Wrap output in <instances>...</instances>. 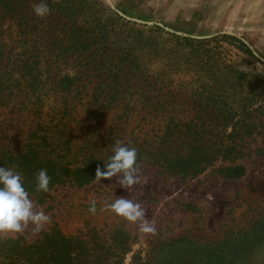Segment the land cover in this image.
<instances>
[{
    "label": "trees",
    "instance_id": "obj_1",
    "mask_svg": "<svg viewBox=\"0 0 264 264\" xmlns=\"http://www.w3.org/2000/svg\"><path fill=\"white\" fill-rule=\"evenodd\" d=\"M37 1L0 0V115L17 116L0 121V167L20 172L36 203L45 202L58 187L91 183L97 167L106 171L114 153L103 159L92 149L86 151V142L106 134L99 124L115 108L119 113L110 125L124 132L133 119L128 111L147 102L145 98H151L147 93L156 87L161 99L170 96L169 103L192 111L204 128L191 133L164 125L157 146L143 144L131 132V137H119L133 142L130 148L137 150L138 163L143 159L165 176L186 177L221 160L227 163L220 162L215 171L238 178L246 172L238 160L264 156V148L247 146L257 136L264 138V61L243 40L225 33L178 35L108 10L105 15L111 23H103L95 12L86 21L85 13L69 5L71 0L67 4L46 0L51 12L40 18L32 8ZM5 22L14 26L15 35L7 31L10 26L3 28ZM5 39L18 43L6 49ZM231 47L256 59L260 67L252 71L237 67L228 55ZM60 61L67 66L60 67ZM95 78L99 84L90 87ZM231 84H245L250 90L238 98L226 90ZM102 94L107 98H100ZM86 104L83 118H71ZM22 113L29 118L27 127L20 120ZM236 116L243 118L239 124V119L233 121ZM180 140L187 144L183 149L177 145ZM41 169L51 178L48 193L36 191ZM255 224L213 241L187 234L163 239L144 255H133L129 264H264L258 257L264 249V220ZM112 234L124 237L120 231ZM116 237L102 244L66 235L57 226L32 239L17 234L0 240V264H124L127 247Z\"/></svg>",
    "mask_w": 264,
    "mask_h": 264
},
{
    "label": "rangeland",
    "instance_id": "obj_2",
    "mask_svg": "<svg viewBox=\"0 0 264 264\" xmlns=\"http://www.w3.org/2000/svg\"><path fill=\"white\" fill-rule=\"evenodd\" d=\"M51 1L67 4L66 0ZM99 2L71 0L69 5L74 6L78 12L85 13L86 21L88 15L95 12L99 14L98 17L103 23L106 21L111 23L105 15L108 10L118 13L125 19L146 24L147 27L158 25L168 32L183 36L199 38L223 33L234 35L243 40L254 54L264 61V0H99ZM7 26H10L7 31L15 35L14 26L5 22L3 28ZM112 29L118 30L115 25ZM127 40L131 41L132 37L128 36ZM5 41L8 43L6 49L18 43L17 39H5ZM18 49L19 47H16L15 50ZM228 55L237 67L244 71H252L255 66L260 67L256 59L235 48L231 47ZM59 63L60 67L67 66L66 62ZM66 69L69 70L70 66ZM94 80L90 87L94 83L99 84V79ZM156 89L157 87L147 93L151 98L146 97L147 102H140L137 110H127V115L132 116L133 119L125 126L124 132H116L114 126L110 125L112 120L116 119L119 110L115 108L107 112L99 124V128H103L106 134L88 140L86 151L92 149L99 157L105 159L107 157L105 155L113 153L115 141L120 140L119 137L123 135V139H126L128 134L131 137V133H134L135 138L139 136V141L143 144L150 143L157 146L156 140L164 125L182 130L189 129L187 131L191 133L202 131L203 124L201 120L193 117L192 111L187 108L183 110V106L176 103H169L170 96V99L167 96L161 99L160 90ZM226 90L239 98L245 96L250 86L231 84ZM100 98L107 97L102 94ZM126 99H129V96ZM130 103L132 104L133 101L130 100ZM86 109L87 104L86 108L79 107L77 112H72L71 118H83ZM11 117L17 119L12 113H4L0 115V121L4 119L10 121ZM238 119L239 124L243 118L236 116L233 121L236 122ZM20 120L24 121L27 127L29 118L25 114ZM169 122L171 124L168 125ZM174 123L176 126H173ZM229 127L230 125L227 126V131ZM72 137L76 138L74 132ZM123 139L120 141L125 146H132L133 142H124ZM177 145L183 149L187 144L180 140ZM247 146L264 148V138L257 136L253 141H249ZM75 157L80 159L79 156ZM144 162L142 159L138 163L141 185L135 186L131 192L120 186L117 178L114 177L100 182L93 180L82 186L58 187L41 204L33 200L37 207L43 209L50 217L51 222L39 232L30 227L22 234L32 239L48 227L57 226L66 235H77L85 240L107 244L116 237L112 232L120 231L124 237L120 235L116 238L124 239L127 250L123 253L122 260L124 264H129L133 255L138 252L144 255L155 242L163 239L187 234L200 241H213L221 238L224 233L228 237L227 234L232 230L247 229L254 222L255 225H259L264 220V156L253 154L238 160L246 167L245 174L238 178H226L215 171L214 168L220 162L227 163L221 160H217L212 167L198 175L186 177L165 176L156 166ZM209 195L212 199H209ZM120 197L141 204L146 210V218L155 224L157 229L155 235L141 233L137 225L131 224L111 211L108 205L115 198ZM93 202L96 207L94 214L89 211ZM262 239L264 240V237ZM258 257L264 258V249H261Z\"/></svg>",
    "mask_w": 264,
    "mask_h": 264
},
{
    "label": "clouds",
    "instance_id": "obj_3",
    "mask_svg": "<svg viewBox=\"0 0 264 264\" xmlns=\"http://www.w3.org/2000/svg\"><path fill=\"white\" fill-rule=\"evenodd\" d=\"M32 8L35 15L40 18L51 12L48 4L43 0L34 4ZM113 153L106 163V171L97 167L94 180L100 182L116 177L117 183L131 192L135 186L141 185L137 150L117 140ZM50 180L47 170L41 169L36 176V191L50 192ZM209 199H212L211 195ZM108 207L117 216L137 225L141 233L156 234L155 224L146 218V210L139 202L120 197L115 198ZM89 211L93 214L96 212L95 202L92 203ZM50 222V217L30 198V192L24 186L22 174L14 168L0 167V240L14 238L30 227L39 232Z\"/></svg>",
    "mask_w": 264,
    "mask_h": 264
}]
</instances>
